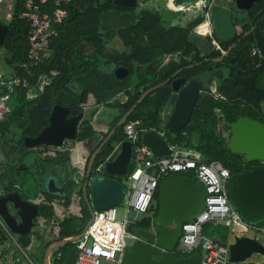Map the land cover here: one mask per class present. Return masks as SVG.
<instances>
[{
	"label": "trees",
	"instance_id": "trees-1",
	"mask_svg": "<svg viewBox=\"0 0 264 264\" xmlns=\"http://www.w3.org/2000/svg\"><path fill=\"white\" fill-rule=\"evenodd\" d=\"M24 1L14 0L11 19L4 24L6 36L2 49L11 53L9 59L5 58L7 65L12 69L11 76L27 77L30 81L29 89L32 88V90L24 88L14 90L8 100L10 113L1 122L0 198L15 193L22 201L35 205L36 228L29 234L16 236V243L23 250H28L31 246L35 248L32 243H37L40 251L43 252L54 241L79 235L89 221L90 213L83 197L82 186L85 181L88 158L102 139L145 90L164 82L177 69L197 60L196 58L192 61H184L181 65L177 64L162 70L154 77H146L147 73L142 70L145 65L144 58H148L156 47L161 48L162 53L170 52L174 40L168 35L196 28L205 20L208 3L190 19L189 27L184 29L178 25L165 24L161 17L149 12L142 13L141 16L144 17L138 22L108 27L106 15L110 12L127 15L131 9L115 5L114 0H71V3L65 7L68 12L67 18L61 23L52 25L56 35L50 39L48 45L49 57L43 65L26 72L18 67L26 60L28 48V25L24 18ZM236 11L239 14H233V20L235 26L240 28V32L234 41L221 43L223 51L235 43V47L225 61L236 65V74L240 79L237 87L222 88L227 100L217 104L219 110L217 114L225 123L226 130H228V124L236 121L240 116L257 118L264 123V60L261 66L256 68L253 65L255 59L251 58V51L254 48L259 49L264 57V0L255 1L245 12ZM210 20H212L211 17ZM252 27H255L254 30L243 37L244 33ZM139 33L142 37L137 38ZM143 33L149 45L145 43ZM114 34L118 35L121 46L133 40L139 41L136 51V59L139 62L137 67L126 64L125 53L115 50L113 54L108 51L106 44ZM214 37L216 38L215 34ZM193 45L196 48V45ZM221 54L217 51L211 56L218 58ZM256 61L261 59L256 57ZM111 66L128 68L129 75L125 79L118 78L111 71ZM51 69H57L60 72L59 76L50 86L34 93L36 96L30 97L29 93L35 91L34 85L38 75ZM69 70L72 72L71 75L68 74ZM199 71L201 67L195 66L184 70L181 74L190 76L192 72ZM5 93L7 89L0 87V94ZM171 94L170 85L165 84L147 95L136 106L126 122L116 129L97 154L91 176L97 174L110 176L100 172L98 168L112 154L115 146L128 141L124 131L125 125L138 120L144 122L143 131L158 132L169 146L193 150L200 154L204 162H220L230 176L247 169L248 164L236 159L225 146V139L217 135L213 118L202 114L197 108L192 112L189 122L176 135L168 133L165 128L167 116L164 111L168 107ZM90 96L94 103L90 113L80 121L75 140L85 146L90 145L92 141L94 143H91L90 154L82 169L72 167L70 147L66 144L61 149L45 146L27 148L24 145L25 138L36 137L48 125V117L53 106L67 107L69 109L67 117L77 116L84 113ZM118 96H120L119 99L116 98ZM100 107L111 109L117 114L110 122L106 133L96 131L91 124L92 118ZM134 145H141L140 135ZM74 154L77 156L78 148L74 150ZM135 167L133 151L128 174L110 177L116 178L123 184ZM182 175L192 183L198 181L192 173ZM49 179L54 180L56 186L61 189V193L47 191L46 184ZM159 184L146 217L137 220L136 227L150 228L151 219L158 210ZM56 207L67 212L74 208L77 214L71 213L59 218ZM206 228L209 226L203 228V234ZM226 232V235L220 238H210L219 244H226L228 231ZM73 245L68 244L56 249L52 254L53 263L61 264ZM14 264L22 263L17 261Z\"/></svg>",
	"mask_w": 264,
	"mask_h": 264
},
{
	"label": "water",
	"instance_id": "water-1",
	"mask_svg": "<svg viewBox=\"0 0 264 264\" xmlns=\"http://www.w3.org/2000/svg\"><path fill=\"white\" fill-rule=\"evenodd\" d=\"M198 1L200 0H171L172 4L178 8H184ZM255 1L257 0H234V5L238 11H247ZM113 3L120 7L133 8L136 5V0H114ZM207 3L209 6V2ZM209 14L213 22L215 36L223 43L234 40L238 31L234 24L233 12L227 7L212 4L209 7ZM254 28L252 27L244 33L243 37L251 33ZM5 34L6 28L0 25V40ZM199 45L201 46V44ZM234 47L235 43L231 44L226 53L215 61L222 60ZM116 73L119 72L116 71ZM178 73L179 71L175 75ZM221 76L220 71L203 72L186 84H183V80L178 84L177 81L171 83L172 94L169 98L167 121L165 122L168 133L176 135L189 122L197 100L198 87L206 90L208 89V80H216ZM166 83L167 81L145 90L90 154L82 186L90 219L79 235L50 243L44 251L43 264H50L51 256L56 249L68 244H75L92 220L94 212L121 204L125 195L124 185L110 176H126L128 174V166L132 159L131 143L124 141L120 146L115 147L112 154L99 166V171L110 175L109 177L98 174L91 176L94 161L112 134L126 122L127 117L136 106L147 95ZM181 84L183 85L181 86ZM215 90L220 93L217 85ZM214 106L215 101L206 95H203L197 103V109L202 114L213 116L216 119ZM68 114V108L55 105L48 117V125L36 137L25 138L24 145L27 148L45 146L61 149L65 142L75 141L78 124L83 115L67 117ZM228 127L230 137L226 147L230 153L233 156H238L239 161L245 164L254 161L261 163L259 167L244 170L229 177L227 181L228 199L244 222L250 225H259L264 223V124L247 117H239ZM140 142L149 150L152 158L170 154L169 145L154 130L144 131L141 134ZM46 188L49 193H61V189L55 186L53 180L47 182ZM205 194L204 185L199 181L191 183L186 176L178 174H169L164 178L159 184L158 210L151 219L150 228H133L137 240L133 241L124 251L119 264H200L201 256L198 252L188 257H177L169 251L177 243L182 224L193 220L201 213ZM8 203L15 210V216L8 211ZM36 215L35 205L22 201L15 193L0 198V219L14 235L22 236L30 233L35 228L34 218ZM0 238L2 241L7 239L1 228ZM76 254L77 249L73 245L61 264H74ZM252 254L264 255V246L253 238L235 236L229 245V261L235 264L243 263Z\"/></svg>",
	"mask_w": 264,
	"mask_h": 264
},
{
	"label": "built area",
	"instance_id": "built-area-1",
	"mask_svg": "<svg viewBox=\"0 0 264 264\" xmlns=\"http://www.w3.org/2000/svg\"><path fill=\"white\" fill-rule=\"evenodd\" d=\"M203 1L198 2L201 4ZM214 1L217 0L209 2L205 20L196 27L195 32L208 36L212 39V44L217 46L213 31L209 28V7L215 3ZM70 3L71 0L24 1V18L28 25V48L26 60L18 66L20 69L29 72L30 69L45 63L49 57L50 39L56 35L52 25L62 20L66 13L65 7ZM12 12V3L0 0V13H4L7 20L11 19ZM11 74L0 70V87L7 89V93L0 94V126L5 116L10 113L9 96L16 88H30L27 77L11 76ZM59 74L57 69H51L38 75L34 92L42 91L50 86ZM29 90L31 91L32 88ZM143 126L144 122L138 120L126 124L124 128L126 137L132 145V154L134 151L136 162L134 171L127 176V181L130 182L129 195L126 197L125 194L120 204H126V215L124 219L117 220V206L94 212L92 220L74 244L77 249L74 264H101L102 262L119 264L122 254L128 248L126 240L132 242L137 240V236L133 233L137 219H129L127 214L130 211L136 215L147 214L160 181L169 174L185 173H192L204 185L206 192L204 207L196 218L182 224L177 243L169 252L181 256L198 252L201 256L200 264H235L229 261V245L232 242L219 244L204 236L203 228L208 225H222L231 235L236 233L246 236L245 234L249 232L255 235L253 239L258 240L260 235L264 236V226L247 224L233 209L227 194V181L230 177L228 170L218 161L204 162L200 154L192 150L176 148L170 150L168 156L152 158L146 147L134 145L138 136L141 137L144 132ZM0 228L7 238L13 239L17 246L16 240L1 219Z\"/></svg>",
	"mask_w": 264,
	"mask_h": 264
},
{
	"label": "flooded vegetation",
	"instance_id": "flooded-vegetation-1",
	"mask_svg": "<svg viewBox=\"0 0 264 264\" xmlns=\"http://www.w3.org/2000/svg\"><path fill=\"white\" fill-rule=\"evenodd\" d=\"M207 2H209V0H204L203 3H201V5L195 9H197L198 12L201 11L202 8L207 4ZM228 3L233 4L234 0H231ZM142 4H143L142 0H136L135 7L127 8V9H131V11H129L127 13V15H125V17L126 18L131 17L134 19L133 21L138 22L141 18L144 17V16H141L142 13L146 12V11H143V12H141V14L139 12L135 13V10L138 9ZM193 4L196 5L195 3H191L187 6H185L184 8H178L172 4L171 0H167L165 2V9L172 12V14L175 16L177 14L185 11L186 13H190V14H189V16L188 15H185V16L183 15V16L184 17H186V16L190 17V19H191L192 17H195L198 13L197 12V13L192 14V11H193L192 6H194ZM214 4H218V3L215 2ZM183 16L182 17L176 16V19H177L176 21L182 20L184 18ZM129 21L127 23H129ZM188 25H189V23H185V24H183L182 27L184 29H187L189 27ZM209 28L211 29V31H213L212 20H210V22H209ZM237 35H236V37H237ZM168 36H172L173 40H174L172 50L170 52H163L162 53V49L159 47H156L148 58H144L145 65L142 68L143 72L147 73L146 77H154V76H156V74H158L162 70L168 69L169 67L172 68L177 64L181 65L184 61H192V60H195L197 58V60H195L193 63H190L189 65H185V66L177 69L169 78H167L165 80V81H167L166 84L171 85V83L173 81L174 82L177 81L176 83L178 84V83H180L181 80L184 81L183 84H186L188 81L197 77L200 73H203V72L220 71L222 74L221 78H217L216 80L212 79V80L207 81L208 89L202 90L200 87H198L197 100H196L193 111L195 110V108H197V103L203 95L209 96L210 98H212L215 101L214 113H215L216 119L213 116H211L213 118L214 130L220 138L225 139V146H226L227 140L230 137L229 127H228V130H226L225 123L220 120V117L217 114V112L219 111L217 108V104L222 103V101L227 100V97L225 96L222 88H226L227 86L237 87L238 84H240V79L238 78V76L236 74L237 73L236 65L235 64H229L228 62L225 61V58L229 54L227 56H224L223 59L220 61H215V60L221 58L226 53V51L228 50V48L230 46L227 48V50L223 51L222 45H221V43H223V42H221L217 37H216L217 39L214 37L216 44H217V46H215L214 44H212V39H210L208 36L196 34L195 28L192 30L190 29L187 32L170 33ZM136 37L137 38L142 37L141 33L137 34ZM143 37H144L145 43H147L149 45L145 33H143ZM234 40H232V41H234ZM232 41H230V42H232ZM193 44L196 45V48L194 47ZM199 44H201V46ZM224 44H226V43H224ZM138 45H139V41L135 42L133 40V41H130V43H128L127 45H123L120 49V51L122 53L126 54L125 61H126V64L128 66L137 67L139 64V62L136 59V57H137L136 51L138 49ZM254 49H256V50H254ZM254 49H252V51H251V58H252V60L255 59L253 61V65L256 68H258L261 66L262 60H264V57H262V53L259 49H257V48H254ZM217 51H220L222 53L221 56L218 58L212 57L211 55L215 54ZM256 57L260 58L261 61L257 62ZM195 66L201 67V71H199L198 73L192 72L190 76H186V75L181 74L184 70L194 68ZM177 71H179V73L177 75H175V73ZM128 75H129V70H127V73L125 76H128ZM183 84H181V86ZM216 85L218 86L220 93L215 90ZM229 101H232V100H229ZM233 101H235V100H233ZM167 113H168V107L165 109V115L166 116H167ZM240 117H247V118H250L252 120H255V121L262 123L260 121V119H257V118H252L249 116H240ZM231 123H233V122H231ZM234 157L236 159H238V156H234ZM254 162H250L252 164L248 163L247 169H245V170H251L255 167L261 166V163L258 162L259 164H256ZM7 207H8V211H10V213L13 216H15V212H14L15 210H13L10 203H8ZM16 219L18 220V218H16ZM256 226H259V225H256ZM139 228H143V227H139ZM143 229H145V228H143Z\"/></svg>",
	"mask_w": 264,
	"mask_h": 264
},
{
	"label": "crops",
	"instance_id": "crops-1",
	"mask_svg": "<svg viewBox=\"0 0 264 264\" xmlns=\"http://www.w3.org/2000/svg\"><path fill=\"white\" fill-rule=\"evenodd\" d=\"M156 1H158V2H163V0H156ZM167 1V0H166ZM5 3H12V5L14 4V0H5ZM142 5L138 8V9H136L135 10V13H140L141 14V12H143V11H146V12H149V13H151V14H153V15H158L159 16V14L157 13V11L155 10L154 12H152L151 10H149V9H143L142 7H143V5H145L146 3H153L152 2V0H143L142 1ZM196 4V3H195ZM198 5H196V7H198V6H200L201 4L198 2L197 3ZM229 4V3H228ZM151 5V4H150ZM220 6H222V5H220ZM223 7H225V6H223ZM123 8H125V7H123ZM154 8V7H153ZM245 12V11H244ZM67 16H68V12L66 11V13H65V16L62 18V20L61 21H59V22H57V23H54V24H58V23H61L64 19H66L67 18ZM185 16V15H184ZM183 16V17H184ZM189 16V15H188ZM163 19V18H162ZM130 20V21H129ZM134 19L133 18H126L125 17V15H120V14H117V13H114V12H110V14H108V15H106V24H107V26L108 27H111L112 25H118V24H122V25H124V24H126L128 21H129V23H133V22H135V21H133ZM164 20V19H163ZM9 20H7L5 17H4V13H0V25H2V27H4V24L5 23H7ZM165 21V20H164ZM181 21V23L180 24H173V23H176V22H171V21H165L164 23L166 24H170V26H175V25H178V26H183V24H185V23H189V21H190V17H184L182 20H180ZM5 28V27H4ZM196 29V28H195ZM196 33V32H195ZM239 33V32H238ZM5 36H6V34H5ZM5 36L3 37V39L2 40H0V55L2 56V67L5 69V71H7L8 73H12V69H10L11 67H9L8 65H7V62L5 61V58H7V59H9L10 58V56H11V53H9V52H5L3 49H2V43H3V40H4V38H5ZM106 47L108 48V51H110L111 53H113L114 54V51L115 50H118V51H120V49H121V45H120V43L118 42V35L117 34H114L113 36H111V38L109 39V41L107 42V44H106ZM121 52V51H120ZM127 70H128V68H125V67H116V68H114L113 66H111V71H113V73H114V75L116 76V77H118V78H121V79H125L127 76H125L126 75V73H127ZM116 71L117 72H119V73H116ZM71 71L69 70L68 71V74L69 75H71ZM73 88H75L74 86H72ZM34 93H36V92H30L29 93V96L30 97H34V96H36V94H34ZM119 97L120 96H118V97H116L117 99H119ZM94 102H93V99H92V97L90 96L89 98H88V102H87V104L85 105V111H84V113H81L83 116H82V119L84 118V117H86L89 113H90V109H91V106H92V104H93ZM54 107V106H53ZM64 107V106H63ZM67 108V107H66ZM53 109V108H52ZM52 111V110H51ZM51 113V112H50ZM164 113H165V111H164ZM50 115V114H49ZM117 116V114H115L114 113V111H112L111 109H104V108H102V107H100L99 108V110H98V112H97V114L92 118V120H91V124H92V126L95 128V130L96 131H99V132H101V133H106L107 132V130H108V127H109V125H110V122L113 120V118L114 117H116ZM81 119V120H82ZM80 123V122H79ZM79 125V124H78ZM110 132V131H109ZM108 132V133H109ZM107 133V134H108ZM114 134V133H113ZM112 134V135H113ZM106 137V136H105ZM104 137V138H105ZM103 138V139H104ZM111 138V137H110ZM102 139V140H103ZM127 141V140H126ZM102 142V141H101ZM100 142V143H101ZM108 142V141H107ZM66 143H69L70 144V142H65L64 143V145L66 144ZM92 144H94L93 143V141L91 142ZM91 143H90V145H88V146H85L84 144H82V143H78V142H74L73 143V145L72 146H70V161H71V165H72V167H74V168H76V169H82L83 168V166H85V164H86V158H88V156H89V154H90V147H91ZM121 144V143H120ZM120 144H118L117 146H115V147H118V146H120ZM79 147V149L78 150H80V152L81 153H79L78 152V154H77V156L74 154V150H75V147ZM99 146V145H98ZM170 147V150H174V149H176L175 147H171V146H169ZM34 148V147H33ZM50 148H52V147H50ZM56 149V148H55ZM178 149H180V148H178ZM114 150H115V148H114ZM113 150V151H114ZM181 150H184V149H181ZM88 152V155L86 154V152ZM193 151V150H192ZM84 153V154H83ZM83 154V155H82ZM76 157V158H75ZM85 163V164H84ZM182 175V174H181ZM182 176H184V175H182ZM188 179V178H187ZM49 180H52V179H49ZM48 180V181H49ZM47 181V182H48ZM53 182H54V180H53ZM161 182V181H160ZM198 182V181H197ZM192 183V182H191ZM196 183V182H195ZM54 184H55V182H54ZM55 186H56V184H55ZM57 187V186H56ZM57 188H59V187H57ZM65 212H67V211H65ZM72 214H77V211H75L74 213H72ZM35 219V218H34ZM35 223V222H34ZM209 226V225H208ZM210 227V226H209ZM36 228V227H35ZM35 228L33 229V230H35ZM224 228V227H223ZM226 229V228H225ZM32 230V231H33ZM31 231V232H32ZM12 234V236H13V238H15L14 236H17V235H14L13 233H11ZM29 234V233H28ZM6 236V235H5ZM229 237H231V234L229 233ZM7 238V237H6ZM212 239V238H211ZM16 240V239H15ZM256 240V239H255ZM258 241V240H257ZM3 241H1L0 243H2ZM259 242V241H258ZM34 244V246H35V248H33V246H31L28 250H23V249H21L18 245L16 246L17 247V249H18V251L20 252V254L23 256V257H25V255H26V257H27V259H28V256H29V259H28V261H27V263L25 262V261H23L21 258H18L17 256L15 257V259L13 258V257H10L9 259H10V262H9V264H14V262H17V261H20L22 264H43V257H44V251L43 252H41L40 251V249H39V247H38V244L37 243H32V245ZM227 244V243H226ZM193 254V253H192ZM191 254V255H192ZM30 256H31V258H30ZM176 256V255H175ZM188 256H190V255H187V256H180V257H188ZM177 257H179V256H177ZM7 262H6V260L5 259H1L0 258V264H6ZM50 264H54L53 263V258H52V256H51V259H50ZM242 264V263H241Z\"/></svg>",
	"mask_w": 264,
	"mask_h": 264
},
{
	"label": "rangeland",
	"instance_id": "rangeland-1",
	"mask_svg": "<svg viewBox=\"0 0 264 264\" xmlns=\"http://www.w3.org/2000/svg\"><path fill=\"white\" fill-rule=\"evenodd\" d=\"M153 3H146L145 5H143V9H149L151 10L152 12H154L155 10L157 11V13L159 14V17L163 18L165 21H171L172 23L173 22H176V16H183V15H189L190 13H186L185 11H183L182 13H179L177 14L176 16L172 14V12L168 11L165 9V2L166 0H164L163 2H158L156 0H152ZM216 3L222 5V6H225L227 8H229L234 15H238L239 13L236 11L237 9L235 8V5L234 3L233 4H228V0H217L215 1ZM151 4V5H150ZM194 5V4H193ZM198 5V4H196ZM196 5L192 6V14L194 13H197L198 10L195 9L197 8ZM140 6V5H139ZM154 7V8H153ZM181 21H177L176 23H173V24H180ZM237 31L240 32V28L237 27ZM0 70L1 71H5V69L2 67V56L0 55ZM121 100H123V98H121ZM73 142H70L69 143H66V145L68 147L72 146ZM79 147H75V149ZM90 150V149H89ZM79 153L80 150H78ZM86 152V151H85ZM84 154V153H83ZM82 154V155H83ZM86 154L88 155V152H86ZM85 164V163H84ZM84 167V166H83ZM123 185H124V191H125V194H126V197H128L129 195V190H130V182L126 181V182H123ZM126 204L123 203L122 205H119L116 207V211H117V220H122L124 219L125 215H126ZM76 210L74 208L70 209L68 212H65L63 210H61L59 207H56V214L57 216L60 218V217H64L68 214H71V213H74ZM147 214L145 215H136L134 212L130 211L127 216L129 219H133V218H136L137 220H140V219H143L144 217H146ZM264 226V224H263ZM217 227V228H216ZM222 227V228H220ZM226 230L225 228H223L222 225H218V226H210L209 228H206L205 231H204V236H207V237H214V238H220L221 236H224L226 235ZM228 231V230H227ZM244 234H232L231 237H229V231H228V236H227V244H230L231 242H233L234 240V237L235 236H238V237H241L243 236ZM247 237H252L254 238L255 235L252 234V233H247L245 234ZM257 235H260V234H257ZM16 239V236H14ZM1 239V238H0ZM258 241L259 243H261L263 246H264V236L260 235V237H258ZM127 242V245L129 247V245L132 243V241L130 240H126ZM2 254V256H1ZM18 257V258H21L23 261H25L27 263L28 259H29V256H28V259L26 257H23L20 252L18 251L13 239L11 237H8L6 240H4L2 243H0V257L1 259H5L6 260V264H9L10 262V257ZM31 258V256H30ZM30 260V259H29ZM101 264H108L106 262H102ZM242 264H264V255L262 254H252L250 258H248L246 261H244Z\"/></svg>",
	"mask_w": 264,
	"mask_h": 264
},
{
	"label": "clouds",
	"instance_id": "clouds-1",
	"mask_svg": "<svg viewBox=\"0 0 264 264\" xmlns=\"http://www.w3.org/2000/svg\"><path fill=\"white\" fill-rule=\"evenodd\" d=\"M214 33V32H213Z\"/></svg>",
	"mask_w": 264,
	"mask_h": 264
}]
</instances>
